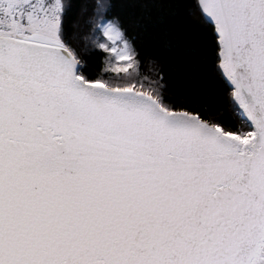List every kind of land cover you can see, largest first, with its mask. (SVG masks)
Returning <instances> with one entry per match:
<instances>
[{"label":"snow or ice","instance_id":"6c2138e0","mask_svg":"<svg viewBox=\"0 0 264 264\" xmlns=\"http://www.w3.org/2000/svg\"><path fill=\"white\" fill-rule=\"evenodd\" d=\"M178 6L215 102L113 0H0V264H264V0Z\"/></svg>","mask_w":264,"mask_h":264},{"label":"trees","instance_id":"16d2710c","mask_svg":"<svg viewBox=\"0 0 264 264\" xmlns=\"http://www.w3.org/2000/svg\"><path fill=\"white\" fill-rule=\"evenodd\" d=\"M81 8L91 6L93 0H76ZM119 12L137 37V44L144 57L145 74L150 67L162 71L178 89L200 95L215 102L214 86L202 71V56L197 41L189 27L188 16L180 0H113ZM148 3L145 8L143 5ZM78 9L71 22L76 29L81 20ZM85 19L87 17H84ZM150 61H155L154 65Z\"/></svg>","mask_w":264,"mask_h":264}]
</instances>
